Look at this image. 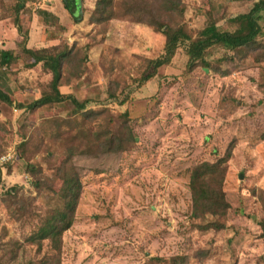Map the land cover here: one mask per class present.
<instances>
[{"label": "rangeland", "instance_id": "374dc122", "mask_svg": "<svg viewBox=\"0 0 264 264\" xmlns=\"http://www.w3.org/2000/svg\"><path fill=\"white\" fill-rule=\"evenodd\" d=\"M25 1L20 19L28 36L25 46L73 47L82 58L79 77L67 80L66 73L60 91L88 101L85 109L98 111L96 125L103 134L108 127L115 129L118 114L126 111L136 139L125 152L80 155L88 150L78 147L72 160L82 184L76 218L62 236L58 262L49 263L169 264L172 257L184 256L187 264H264L258 226L264 221L259 201L264 193V52L258 65L252 58L222 60L228 53L214 47L205 55L211 68L189 72L179 48L154 78L138 86L146 62L159 55L160 34L127 21L112 20L104 28L88 25L94 0H80L77 24L62 0ZM256 1L181 0L182 23L195 37L209 14L221 29L232 30L225 18L246 13ZM13 3L0 0V50L17 52L22 42L12 25ZM37 9L48 10L56 23L39 20ZM19 56L0 74V88L13 102L11 107L0 103V156L28 139L24 155L13 152V163L0 167V264L31 263L45 252V242L37 254L24 241L58 205L52 174L64 156L65 138L54 137L50 122H42L68 120L72 111L67 102L33 113L17 109L37 99L50 80L39 65L25 68L27 60ZM108 87L116 99L107 98ZM67 132L77 144L79 138ZM229 142L234 147L222 185L229 208L218 219L220 231H202L201 225L216 218L210 213L203 221L190 218L189 171L219 158ZM26 162L38 165L40 174L28 173ZM37 180L43 185L36 190ZM9 188L15 189L13 200L4 196Z\"/></svg>", "mask_w": 264, "mask_h": 264}, {"label": "trees", "instance_id": "16d2710c", "mask_svg": "<svg viewBox=\"0 0 264 264\" xmlns=\"http://www.w3.org/2000/svg\"><path fill=\"white\" fill-rule=\"evenodd\" d=\"M13 1V5L10 6L12 25L17 35L21 37L22 45L17 52L0 50V74L18 61L20 53L27 60L23 63L25 68L31 69L39 65L43 72L50 75L47 90L42 91L37 99L15 106L18 110L28 113H33L45 106L61 105L66 102L72 106V111L69 114L70 119L58 118L50 121L45 119L42 122V124L50 122L49 126L55 132L53 133L54 137L65 138L64 156L60 163L55 166L52 174V182L55 181L58 184L54 195L58 205L42 217L34 231L24 241L28 245L34 246L37 254L45 242V252L42 257L27 264H51L50 261L58 262L62 236L72 229L76 218V208L82 192V184L72 160L78 154V147L84 146L88 150L80 151V155L97 150L125 152L134 145L136 139L129 128L126 111L118 114V123L115 129L111 130L108 127L103 134L96 125L99 119L98 111L86 110L88 101H78L73 94L60 91L62 80L79 77L82 58H77V53L73 51V47H61L59 49L27 48L25 46L28 37L27 31L23 30L20 24L26 1ZM62 5L70 15L73 24L82 20L80 0H62ZM183 12L184 6L181 0H94L93 8L87 16V23L91 26L104 28L112 20L127 21L132 24L147 26L163 37L159 55L146 62L136 80L138 86L154 78L160 68L169 64L179 48H183L186 56V71L189 72L197 67L210 69L211 66L207 63L205 55L214 47H219L228 53V56L221 58L222 60L233 62L234 60L244 61L247 58H252L254 63L258 65L261 63L260 53L264 52V0L254 2L244 14L225 18V23L232 30L221 29L208 14L209 20L206 21L204 27L195 37L191 36L189 30L182 23ZM34 13L43 22L56 23V19L46 10L37 9ZM215 72L222 77L227 74V72H219L218 69ZM66 73L68 75L64 78ZM106 94L108 99H116L115 92L110 91L109 87ZM122 102H124L123 99L118 103L122 105ZM0 103L7 107H11L13 104L2 88H0ZM91 126H95L93 131H90ZM67 130L73 131L72 136L79 138L77 144L67 135ZM27 145L28 139H22L13 152L22 156ZM233 147V142H229L219 158L213 162H200L189 171L187 187L190 198V218L203 221L209 213L216 218L215 221L205 222L201 225L202 231H220L222 229V224L218 222V219H222L229 208L225 201L222 185L226 173V164L231 158ZM48 152L49 149L43 154L47 156ZM12 163L13 161L6 165ZM25 170L31 175H39L41 172L38 165L27 162L25 163ZM36 182L37 184H33V188L37 190L38 186L41 187L43 183L40 180ZM259 195L261 208L264 211V193ZM4 196L13 200L15 189H7ZM258 226L260 236L264 237V221H261ZM201 254V251H198L195 256L198 257ZM169 262V264H187V259L184 256H175Z\"/></svg>", "mask_w": 264, "mask_h": 264}, {"label": "built area", "instance_id": "2783aa9c", "mask_svg": "<svg viewBox=\"0 0 264 264\" xmlns=\"http://www.w3.org/2000/svg\"><path fill=\"white\" fill-rule=\"evenodd\" d=\"M13 161V151L0 156V167Z\"/></svg>", "mask_w": 264, "mask_h": 264}, {"label": "crops", "instance_id": "0c3cea01", "mask_svg": "<svg viewBox=\"0 0 264 264\" xmlns=\"http://www.w3.org/2000/svg\"><path fill=\"white\" fill-rule=\"evenodd\" d=\"M44 10H46V9H44ZM47 12H48V10H46ZM67 233H70L69 231H67ZM64 236V235H63Z\"/></svg>", "mask_w": 264, "mask_h": 264}, {"label": "water", "instance_id": "95a60500", "mask_svg": "<svg viewBox=\"0 0 264 264\" xmlns=\"http://www.w3.org/2000/svg\"><path fill=\"white\" fill-rule=\"evenodd\" d=\"M239 178H240V176H239Z\"/></svg>", "mask_w": 264, "mask_h": 264}]
</instances>
